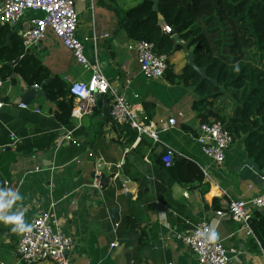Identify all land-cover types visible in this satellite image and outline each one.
Segmentation results:
<instances>
[{"label":"crops","instance_id":"1","mask_svg":"<svg viewBox=\"0 0 264 264\" xmlns=\"http://www.w3.org/2000/svg\"><path fill=\"white\" fill-rule=\"evenodd\" d=\"M119 2L98 0L99 14L95 15L94 7L89 16L94 1L78 0V38L84 43L85 55L90 64L101 65L118 93L131 103L142 104L151 121L177 120L175 129L162 133L161 140L181 155L177 158L201 169L203 184L171 186L167 178L159 181L155 161L163 156L165 147L154 145L147 137L152 147L137 153L146 136L129 142L131 128L110 118L109 95L92 114L73 117L74 100L70 116L65 115L70 106L61 109L58 102H52L47 86L58 77L69 88L72 82H88L92 72L49 35L37 45L24 46L23 56L37 58L51 72L44 94L26 100L25 92L45 81L30 85L17 73L0 75V98L5 103L0 113V192L21 197L0 215L23 214L26 229L54 206L62 230L75 240V248L68 254L71 264H197V256L183 239L198 223L216 227V239L227 248L231 264H264V248L253 229L251 235L243 224L217 215L229 199L250 200L262 194L264 169L259 171L253 165L244 139L233 143L222 166L204 155L196 139L201 120L193 110L199 94L166 75L160 80L144 77L136 52L128 48L134 41L119 25L118 11L127 10ZM104 7L110 11L108 15L103 13ZM41 16L40 12H27L18 24L5 25L13 33L10 41L8 35V45L15 37L22 40L30 20ZM169 61L175 74L186 67L183 50ZM3 67L0 61V73ZM22 103L28 109L21 108ZM202 168L208 169V176ZM96 172L115 175L105 191L91 186ZM128 218L134 227L122 224ZM12 227L0 222V264H23L17 254L23 232H13ZM114 243L117 247L112 248Z\"/></svg>","mask_w":264,"mask_h":264},{"label":"trees","instance_id":"2","mask_svg":"<svg viewBox=\"0 0 264 264\" xmlns=\"http://www.w3.org/2000/svg\"><path fill=\"white\" fill-rule=\"evenodd\" d=\"M119 25L132 41L145 40L153 44L158 55L169 58L183 50L176 45L174 36L190 44L194 61L206 68L211 80L201 82L200 75L190 67L175 74L169 61L166 78L176 84L192 87L199 94L193 104L201 122H221L233 141L245 140V147L253 165L264 169V0H159V12L153 3L140 4L118 11ZM163 19H160L159 15ZM1 25V24H0ZM168 25L172 33H165ZM10 31L0 27V61L4 63L0 75L17 73L30 85L41 84L51 78V72L35 57L25 55L23 41L14 38L8 45ZM15 65V63H17ZM52 102L61 109L70 106L65 115L70 116L74 98L60 78L55 77L47 86ZM70 100L66 103L67 97ZM63 98V102L59 100ZM133 130V129H132ZM130 129L129 142L138 133ZM152 143L147 137L137 153L147 151ZM157 179L167 178L169 185L193 186L203 184L201 169L184 158H176L167 168L162 157L156 158ZM158 188V184H157ZM251 220V228L264 248V214L259 211ZM134 227L132 219L122 223Z\"/></svg>","mask_w":264,"mask_h":264},{"label":"built area","instance_id":"3","mask_svg":"<svg viewBox=\"0 0 264 264\" xmlns=\"http://www.w3.org/2000/svg\"><path fill=\"white\" fill-rule=\"evenodd\" d=\"M85 1V0H79ZM94 1V0H92ZM78 0H0V24L13 26L18 24L27 12H40L39 18L30 20L22 32L23 45L26 48L37 45L49 35L56 38L69 50L78 63L92 72L88 82H72L70 94L75 100L73 117L81 119L92 114L97 108L100 95L111 98L109 115L112 121L120 126H128L138 133L139 137H149L154 145L164 146L162 162L167 168L174 164L177 156H181L173 148L164 145L160 135L169 132L177 126V120L170 118L151 121L145 114L140 103H131L125 94H120L103 74L99 63L90 64L85 55L83 41L78 38L80 14L77 9ZM94 5L92 3L91 11ZM165 33L171 34L172 28L163 27ZM108 37V35H106ZM97 41V37H94ZM137 54L141 73L148 80L163 79L169 70V57L158 55L153 44L145 40L134 41L129 47ZM0 81V87L2 86ZM130 84V81H127ZM136 99L139 96H135ZM5 103L0 98V113ZM28 109L27 104L19 105ZM40 113V111H37ZM14 139L15 137L12 136ZM197 142L201 145L204 155L216 166H222L226 161L227 151L234 141L221 122H201L196 130ZM208 176V169L202 168ZM40 171V169H37ZM100 175V172H96ZM101 189L100 181L95 178L91 185ZM54 206L42 213L23 232L18 244L17 254L23 264H71L68 254L75 248L73 237L66 235L53 212ZM264 211V192L253 199H229L224 211H218L219 217H230L233 221L244 225L248 233L253 235L250 221L255 212ZM120 224L115 225L118 229ZM216 227L210 223H198L193 226L189 235L183 241L197 256V264H231V258L224 244L216 239ZM112 248L117 247L114 243Z\"/></svg>","mask_w":264,"mask_h":264},{"label":"water","instance_id":"4","mask_svg":"<svg viewBox=\"0 0 264 264\" xmlns=\"http://www.w3.org/2000/svg\"><path fill=\"white\" fill-rule=\"evenodd\" d=\"M153 3V10L156 12H159V0H147ZM160 19H163L162 15H159ZM13 36V33L9 34V41L11 40V37ZM174 40H175V44L176 45H180L183 48V52H184V58L186 61V67H190L192 68L195 72H197L201 79L200 81H210L212 83H214L215 85H217V81L215 80H211L207 74V69L206 68H199L195 61H194V55L192 53V51L190 50V44L189 43H185L183 42L179 36H174ZM48 81H45L43 83V85L41 86H35L32 87L31 89H29L28 91L25 92V97L26 100L28 97H31L33 94H44V85L47 83ZM105 96L104 95H100L98 97L97 100V105H101L104 101ZM94 178H97L100 181V187H101V191H105L106 189H108L111 180L115 178V175L112 176H107L105 173H100V175H94Z\"/></svg>","mask_w":264,"mask_h":264},{"label":"clouds","instance_id":"5","mask_svg":"<svg viewBox=\"0 0 264 264\" xmlns=\"http://www.w3.org/2000/svg\"><path fill=\"white\" fill-rule=\"evenodd\" d=\"M21 197L10 192H0V211L12 207L14 200H19ZM0 222L11 224L13 232H30L31 229L23 228V214H3L0 215Z\"/></svg>","mask_w":264,"mask_h":264},{"label":"rangeland","instance_id":"6","mask_svg":"<svg viewBox=\"0 0 264 264\" xmlns=\"http://www.w3.org/2000/svg\"><path fill=\"white\" fill-rule=\"evenodd\" d=\"M119 1H120L119 2L120 6L123 8H126V9L134 7L138 4H140L141 2H143V0H119ZM94 7H95V15L99 14L100 8H102V7L99 5L98 0L97 1L94 0ZM90 9H91V6L89 7V11H88L90 14L89 16L92 15V11ZM103 10H104L103 13L105 15H108L110 13V11L105 7L103 8ZM103 18H105V17H103Z\"/></svg>","mask_w":264,"mask_h":264}]
</instances>
